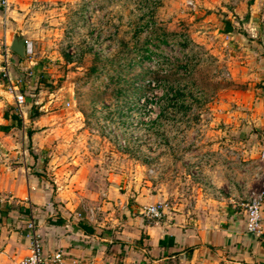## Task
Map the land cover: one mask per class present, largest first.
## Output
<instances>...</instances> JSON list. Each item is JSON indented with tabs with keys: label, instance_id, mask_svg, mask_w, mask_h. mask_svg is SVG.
<instances>
[{
	"label": "rangeland",
	"instance_id": "1",
	"mask_svg": "<svg viewBox=\"0 0 264 264\" xmlns=\"http://www.w3.org/2000/svg\"><path fill=\"white\" fill-rule=\"evenodd\" d=\"M262 2L10 0V16L0 7V56L16 36L29 45L23 59L10 52V78L20 81L21 116H42L31 133L73 218L117 231L136 196L166 187L171 149L180 152L205 115L252 112L254 102L239 99L264 97ZM223 23L258 40L239 53ZM249 53L240 76L238 57Z\"/></svg>",
	"mask_w": 264,
	"mask_h": 264
},
{
	"label": "crops",
	"instance_id": "2",
	"mask_svg": "<svg viewBox=\"0 0 264 264\" xmlns=\"http://www.w3.org/2000/svg\"><path fill=\"white\" fill-rule=\"evenodd\" d=\"M7 7L4 16L13 12ZM260 21L249 25L257 28ZM260 27L264 28V21ZM221 30L239 53L258 40L251 35L244 40L229 23H223ZM251 57L250 53L247 61L238 57L240 76L246 74ZM251 102V113L205 115L206 124L176 148L180 152L171 149L166 187L158 183L151 196H136L117 231H108L104 221L98 225L105 228L101 230L73 218L72 209L61 205V195L45 177L49 167L38 156L43 147L31 133L42 116L15 113L0 84V103L11 108L0 116V264H17L28 254L25 223L29 220L39 235L44 264H264V205L262 234L253 237L244 231L245 186L250 181L245 165L256 158L259 135H264V97L247 93L239 99L242 106ZM225 157L232 160L229 167ZM156 202L165 207L160 221L152 225L139 208ZM56 253L61 254L59 262L53 260Z\"/></svg>",
	"mask_w": 264,
	"mask_h": 264
},
{
	"label": "built area",
	"instance_id": "3",
	"mask_svg": "<svg viewBox=\"0 0 264 264\" xmlns=\"http://www.w3.org/2000/svg\"><path fill=\"white\" fill-rule=\"evenodd\" d=\"M8 0H0V7L6 8ZM26 45V53L28 44ZM10 51L4 47L0 56V77L6 81V94L10 97L13 108L18 115L23 113L24 99L18 90L20 81L11 80L10 78ZM65 108H69V104H64ZM200 165L195 167L194 173L199 172ZM245 169L250 172V181L245 186V203H244V231L247 235L258 237L262 234L261 211L264 205V135L260 134L259 145L257 146V156L249 164L245 165ZM164 203L156 202L142 208V214L148 221L157 223L163 216ZM26 237L29 239L28 254L20 259L17 264H44L42 257V248L39 235L35 232L33 221L25 223ZM60 253L53 256L55 262H59Z\"/></svg>",
	"mask_w": 264,
	"mask_h": 264
},
{
	"label": "water",
	"instance_id": "4",
	"mask_svg": "<svg viewBox=\"0 0 264 264\" xmlns=\"http://www.w3.org/2000/svg\"><path fill=\"white\" fill-rule=\"evenodd\" d=\"M8 49L12 54L17 56L19 59H23L25 57L26 45L20 35L14 37L11 40Z\"/></svg>",
	"mask_w": 264,
	"mask_h": 264
},
{
	"label": "trees",
	"instance_id": "5",
	"mask_svg": "<svg viewBox=\"0 0 264 264\" xmlns=\"http://www.w3.org/2000/svg\"><path fill=\"white\" fill-rule=\"evenodd\" d=\"M11 108H8V110H10ZM3 118H4V113H3ZM14 118H16V117H14ZM17 120V119H16Z\"/></svg>",
	"mask_w": 264,
	"mask_h": 264
}]
</instances>
